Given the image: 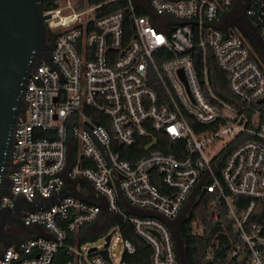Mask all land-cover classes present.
<instances>
[{
  "label": "built area",
  "instance_id": "built-area-1",
  "mask_svg": "<svg viewBox=\"0 0 264 264\" xmlns=\"http://www.w3.org/2000/svg\"><path fill=\"white\" fill-rule=\"evenodd\" d=\"M122 1L99 16L106 2L59 0L43 10L52 45L29 73L0 210L47 234L12 243L0 264H128L134 246L119 224L100 235H109L100 248L80 240L111 217L150 245L149 264H180L179 228L201 192L208 222L199 212L188 225L211 236L202 264H264V226L252 220L264 200V62L244 36L264 43V0ZM209 56L238 104L211 90ZM160 132L181 157L154 147ZM240 133L249 138L225 155ZM60 247L70 258L55 263Z\"/></svg>",
  "mask_w": 264,
  "mask_h": 264
},
{
  "label": "water",
  "instance_id": "water-1",
  "mask_svg": "<svg viewBox=\"0 0 264 264\" xmlns=\"http://www.w3.org/2000/svg\"><path fill=\"white\" fill-rule=\"evenodd\" d=\"M44 9L41 0H0V197L13 127L24 113L23 97L29 73L41 58H49L44 44L45 19L49 15L43 13ZM108 239L109 235L105 237ZM14 242H8L5 248ZM95 248L92 246L90 250ZM177 248L180 264H186L179 242Z\"/></svg>",
  "mask_w": 264,
  "mask_h": 264
},
{
  "label": "trees",
  "instance_id": "trees-1",
  "mask_svg": "<svg viewBox=\"0 0 264 264\" xmlns=\"http://www.w3.org/2000/svg\"><path fill=\"white\" fill-rule=\"evenodd\" d=\"M58 1L59 0H41V6H44L45 8L55 7ZM100 3H104V4H102V6H100V8L96 10L97 16L108 13L123 6L122 0H77L76 7L82 8L85 6H91ZM206 67H207V73H208L211 90L221 99L232 104H238V99L235 98V96L228 87L227 75L217 66L214 59H212V57L210 56L207 59ZM201 129L202 127H199L196 131ZM156 137L158 140V143L154 146L156 149H160L166 153H172L177 157L182 156V154H179L176 151L175 149L176 144H173L175 142H172L168 137H166L165 134L160 132L156 134ZM248 138L249 136H247L246 134L240 133L225 148V152H224L225 155L234 147H236L238 144H240V142ZM141 154L142 152L141 153L139 152V156ZM123 157L129 160H133L136 156L123 155ZM237 199L238 201L239 199L241 201L243 200L242 201L243 203H241V207L246 206V204L248 203V198L246 199V198L238 197L236 198V203H237ZM208 202H209L208 193L201 192L199 199L192 206L190 219L197 218V215L200 212V215L202 216V221L204 223L208 222V218L206 216ZM190 219L182 221L179 228L180 235L184 244L185 262L186 264H202L203 254L211 236H208L209 232H207V227L204 236L201 235L198 236L193 234V232L190 230L188 225ZM252 220L264 226V200H256V204L252 214ZM98 222L100 224L97 225L92 232L83 231L80 233L79 237L81 242L86 241L88 239H92L96 235L100 236L104 234V232L109 228V226H111V224H119L120 234L122 238L130 240L134 246L133 253H126L124 256V261L128 264L150 263V256L152 253V249L150 245L147 244L140 236H138L134 232L133 227L129 222H124L120 217H111L109 219H105ZM96 223L94 224L96 225ZM219 228H220L219 224L212 226V230H217ZM57 256L58 258L55 261V263H64L70 258L68 254L65 252L64 248L62 247L58 249Z\"/></svg>",
  "mask_w": 264,
  "mask_h": 264
},
{
  "label": "flooded vegetation",
  "instance_id": "flooded-vegetation-1",
  "mask_svg": "<svg viewBox=\"0 0 264 264\" xmlns=\"http://www.w3.org/2000/svg\"><path fill=\"white\" fill-rule=\"evenodd\" d=\"M44 44L46 46L45 55H48L52 45V37L49 35L48 31ZM22 226V222L16 214L10 215L8 210H0V252H2L8 244L9 237L22 232ZM3 227H5L8 231L4 232Z\"/></svg>",
  "mask_w": 264,
  "mask_h": 264
},
{
  "label": "crops",
  "instance_id": "crops-1",
  "mask_svg": "<svg viewBox=\"0 0 264 264\" xmlns=\"http://www.w3.org/2000/svg\"><path fill=\"white\" fill-rule=\"evenodd\" d=\"M244 36L248 40V42L251 44L253 51L255 52L257 57L261 61L264 60V55H262V53H261V50H264V43H262L258 37L254 36L251 33H247V32L245 33L244 32ZM259 47L261 48V50H259ZM262 62H264V61H262ZM34 208L35 207H34L33 203H29V202L25 203V209L26 210H33ZM22 227H23L22 232H19L15 236L9 237L8 242H14V240H18L20 238H25V237H30V236L37 235V234H40V235H46L47 234L46 230L43 227L38 226V225L22 226Z\"/></svg>",
  "mask_w": 264,
  "mask_h": 264
},
{
  "label": "rangeland",
  "instance_id": "rangeland-1",
  "mask_svg": "<svg viewBox=\"0 0 264 264\" xmlns=\"http://www.w3.org/2000/svg\"><path fill=\"white\" fill-rule=\"evenodd\" d=\"M259 50H261L260 47H259ZM261 53H262V55H264V50H261ZM262 61H264V60H262ZM222 143H223V141L220 140L214 146L210 145V146L204 147V149L209 154H212V153H215L217 150H219L222 147V145H223ZM99 224L100 223L98 222V223H96V225L93 224V225L89 226L87 228V230L84 232H92L93 229ZM3 231L7 232L8 230L5 227H3ZM113 243H115L114 255H115V258L118 259L119 255H120L119 250L122 247L121 246V239L114 238ZM104 244H105V239L103 237L96 235L92 239L86 240L85 247L88 248V247L95 246V247L100 248Z\"/></svg>",
  "mask_w": 264,
  "mask_h": 264
}]
</instances>
